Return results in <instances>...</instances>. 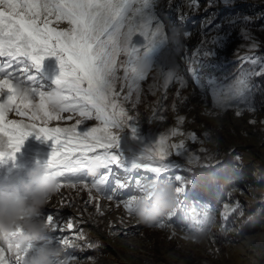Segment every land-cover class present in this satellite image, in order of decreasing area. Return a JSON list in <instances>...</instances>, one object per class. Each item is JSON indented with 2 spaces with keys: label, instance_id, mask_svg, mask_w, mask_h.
I'll use <instances>...</instances> for the list:
<instances>
[{
  "label": "rangeland",
  "instance_id": "374dc122",
  "mask_svg": "<svg viewBox=\"0 0 264 264\" xmlns=\"http://www.w3.org/2000/svg\"><path fill=\"white\" fill-rule=\"evenodd\" d=\"M245 3L258 4L229 9L223 17L226 24L223 25V20L216 31L207 32L204 24L209 18L201 17L197 19L199 28L188 35L183 33L173 47L167 48L166 64L175 66L183 85L173 81L166 86L165 75L154 71L140 83L138 94L133 91L130 100L125 101L123 96L128 91L125 87L119 100L128 115L134 118L140 137L133 139L128 129L118 131L119 150L125 158L131 157L151 139L167 136L169 144L184 143L180 151L185 155L178 156L176 149H170L172 154L168 161L179 168H171L163 175H181L194 179L195 183L180 194L179 204L175 197L173 207L151 225L128 214L122 205H117L116 199H107V196L127 199L130 194H138L132 189L115 191L117 180L126 178L120 168L113 166V172L101 186V194L92 191L96 199L91 202L87 189L62 187L43 209L44 215L52 214L64 228V231L51 234L55 236L50 238L65 237L72 242L66 248L56 244L62 249L60 258L69 259L70 264H264V75H251L242 94L241 91L234 92L227 99L222 97L217 104L213 102L212 91L213 86L227 89L242 73L258 72L264 64V26L257 22L260 16L257 6L264 4V0H228L227 4L224 0H199L194 17L206 10H210L211 17L218 16L223 6ZM50 26L57 30L69 27L66 22H56L54 18ZM182 28L183 25L178 24V32L181 33ZM165 31L171 34L169 29ZM218 37L223 40L219 46L214 42ZM136 43L143 45L144 38L138 36ZM209 51L214 55L205 57L203 54ZM237 56L254 57L257 63L242 62L240 58L227 65V61H233ZM120 59L124 60V57ZM45 60L59 75L57 58L49 56ZM190 69H196L195 74ZM209 79L214 81L213 86L209 85ZM40 82L45 85L44 90L54 88L48 82ZM116 89L120 90V82ZM64 115H72L73 119L53 122L50 126H68L80 119L75 113ZM9 119L27 121L14 113L9 114ZM98 124V121L90 120L79 127H96ZM173 130L178 134L173 136ZM191 134H195V141ZM37 135L33 133L25 139L20 148L22 156L33 158L39 153L51 154L52 141L43 137L37 139ZM190 155L198 156L199 163H189ZM231 163L229 173L221 177L219 170H227ZM217 168L219 170L212 177L201 180L202 172ZM242 168L252 179L243 176ZM104 171L101 169L100 173ZM136 176L151 177L152 174L141 169L132 174L133 182ZM153 186L147 184L144 193L151 196L148 189ZM201 187L218 192L206 193ZM199 193L204 197L201 200L196 198ZM67 222L73 223L74 227L67 229ZM249 222L253 223L245 229V223ZM110 233L118 236L109 238ZM81 235L82 239L76 238ZM131 235L134 236L127 238ZM226 237L227 242L222 243ZM16 238L20 239L19 236ZM71 253L75 255L72 261Z\"/></svg>",
  "mask_w": 264,
  "mask_h": 264
},
{
  "label": "snow or ice",
  "instance_id": "6c2138e0",
  "mask_svg": "<svg viewBox=\"0 0 264 264\" xmlns=\"http://www.w3.org/2000/svg\"><path fill=\"white\" fill-rule=\"evenodd\" d=\"M224 2L227 4L228 0ZM193 3L198 9L199 0ZM156 8L157 0H0V144L7 149L0 151V159L14 158L25 139L37 133V139L43 137L52 141L53 148L44 168L46 175L57 179V192L64 186H80L88 190L91 202L96 199L92 191L101 194V186L115 166L126 174L124 180H117L115 191L132 189L138 194H130L127 199L119 196H107V199H116L117 205H122L128 214H133L134 201L144 195L149 183L176 184V203L179 204L180 194L195 180L163 174L174 167L168 161L172 154L170 149H176L178 156L185 155L180 151L183 142L169 144L168 137L161 135L144 143L127 159L119 150V130L128 129L133 139H140L134 118L119 103L125 87L128 91L123 99L128 101L133 91L139 93L140 83L154 71L165 75L166 86L173 81L184 83L175 66L166 64L167 33ZM53 18L56 22H66L69 27L57 30L50 26ZM134 36L143 37L145 43L138 45ZM214 42L219 46L223 40L218 37ZM203 55L209 57L214 52ZM49 56L57 58L60 68L53 81L62 96L59 111L50 110V90H44L45 85L38 78L42 62ZM121 56L126 59L121 60ZM241 59L253 65L257 63L254 57ZM190 71L195 74L196 69ZM251 75H264V64L258 72L242 73L227 89L214 87V81L209 79L214 104L222 97L227 99L245 89ZM117 82H120L119 91ZM10 113L28 122L9 119ZM64 113L78 114L80 119L68 126H50L53 122L73 119L72 115ZM90 120L98 121V126L79 127ZM171 134L175 136L178 132L173 130ZM191 138L195 141V134H191ZM92 160L102 163L103 174H88ZM199 161L198 156H188L189 163ZM141 169L152 176H136L133 182L132 174ZM44 217L48 224L46 233L64 231L52 214ZM73 227V223L67 222V229ZM21 232L22 229L17 228L0 242V264H27L35 249L29 244L23 252L19 250L16 237ZM45 241L59 243L64 248L72 243L65 237L56 240L43 236L40 243ZM13 246L17 249L15 252ZM56 264H70V261L59 258Z\"/></svg>",
  "mask_w": 264,
  "mask_h": 264
},
{
  "label": "clouds",
  "instance_id": "9594fccd",
  "mask_svg": "<svg viewBox=\"0 0 264 264\" xmlns=\"http://www.w3.org/2000/svg\"><path fill=\"white\" fill-rule=\"evenodd\" d=\"M48 102L50 110H60L62 96L58 89L50 90ZM101 168L100 161L92 160L87 171L90 176H95ZM27 177V181L21 184V190L0 191V239L12 235L20 228V239L16 241L19 250L23 252L29 244L35 249L27 264H56L62 255L61 247L40 241L48 231L43 209L57 193L58 181L46 175V169L40 164L31 168ZM148 191L152 192L151 196L146 192L134 201L133 214L139 222L151 225L173 207L176 193L173 184L167 182L157 184ZM16 250L13 246L12 251Z\"/></svg>",
  "mask_w": 264,
  "mask_h": 264
},
{
  "label": "trees",
  "instance_id": "16d2710c",
  "mask_svg": "<svg viewBox=\"0 0 264 264\" xmlns=\"http://www.w3.org/2000/svg\"><path fill=\"white\" fill-rule=\"evenodd\" d=\"M261 9H262V11H261V18H259L258 19V23H261L262 25H264V6L263 7H260ZM181 166V165H180ZM232 166H233V163H231L230 165H229V167H228V169L227 170H219L218 168L217 169H209V170H206L205 172H202V176L200 177L201 178V180H203V181H206L207 179H208V177H212L213 176V173L214 172H217L218 170L221 172L220 173V176L222 177H226V175L229 173V171L231 170V168H232ZM182 167V166H181ZM178 169L179 168V166H175L174 167V169ZM185 169H182V171H184ZM241 173H243L244 175L243 176H246V177H248L249 179H252V176H251V174L249 173L248 174V172H244V169L242 168L241 169ZM207 176V177H206ZM199 185H202V183H199ZM202 189H204V190H206L205 192L206 193H215V192H218V191H216V189H212V188H210V189H207V188H203V187H201ZM219 194V193H218ZM255 222V221H254ZM253 222H249L248 224L247 223H245V229H249V226H250V224H252ZM255 223H257L258 224V221H256ZM239 236H240V234H239ZM226 239H228V238H226Z\"/></svg>",
  "mask_w": 264,
  "mask_h": 264
},
{
  "label": "bare ground",
  "instance_id": "6f19581e",
  "mask_svg": "<svg viewBox=\"0 0 264 264\" xmlns=\"http://www.w3.org/2000/svg\"><path fill=\"white\" fill-rule=\"evenodd\" d=\"M241 94L243 93V91H241L240 92ZM26 122H28V121H26ZM29 150H31V148H29V147H27ZM0 150L1 151H7V149L5 148V146L3 145V144H0ZM48 156V155H47ZM21 157V156H20ZM15 158H17V156H16V154L14 153V158L13 159H15ZM37 158H39V160H48V159H46V158H43V157H40L39 155L37 156ZM10 159H12V158H9V157H5V158H3V160L4 161H8L9 162V160ZM21 176H23V175H21ZM21 176H17L16 177V181H18V179L21 177ZM26 182V181H25ZM124 233V232H123ZM110 236H113L115 239H116V237L118 236V235H113V233H110L109 234V238H110ZM43 237V236H42ZM42 237H41V239H42ZM59 237V236H58ZM226 238H228V237H226ZM0 240H2V239H0ZM226 241H227V239H226ZM70 257H71V261H72V259H74L75 258V255L73 254V253H71L70 255H69ZM69 258V257H68Z\"/></svg>",
  "mask_w": 264,
  "mask_h": 264
}]
</instances>
